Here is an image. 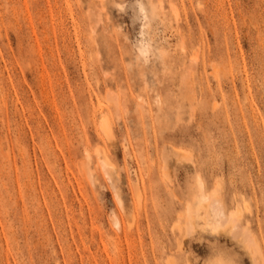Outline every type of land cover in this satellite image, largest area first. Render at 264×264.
Wrapping results in <instances>:
<instances>
[{
	"label": "rangeland",
	"instance_id": "1",
	"mask_svg": "<svg viewBox=\"0 0 264 264\" xmlns=\"http://www.w3.org/2000/svg\"><path fill=\"white\" fill-rule=\"evenodd\" d=\"M0 264H264V0H0Z\"/></svg>",
	"mask_w": 264,
	"mask_h": 264
},
{
	"label": "bare ground",
	"instance_id": "2",
	"mask_svg": "<svg viewBox=\"0 0 264 264\" xmlns=\"http://www.w3.org/2000/svg\"><path fill=\"white\" fill-rule=\"evenodd\" d=\"M106 123V122H105ZM108 129V128H107ZM200 202H202V203H208V207H209V209H210V212H211V214H212V216L214 217V219H217V222L219 221V220H221L222 218H224L223 216L225 215V213L223 212V208H221L220 206H219V203L218 202H216V201H211L207 196H205V195H203L202 196V199H201V201ZM199 202V203H200ZM224 220V219H223ZM189 223V226H191V223H190V221L188 222ZM213 223V222H212ZM216 224V223H215ZM211 225V224H210ZM218 225H219V223H218ZM213 226V225H212ZM215 226H217V224L215 225ZM213 228V227H212ZM216 228V227H215ZM220 229V228H219ZM218 229V230H219ZM216 232V231H215Z\"/></svg>",
	"mask_w": 264,
	"mask_h": 264
}]
</instances>
